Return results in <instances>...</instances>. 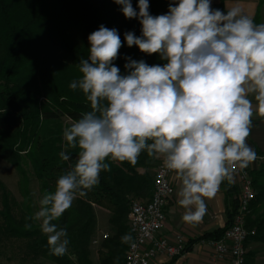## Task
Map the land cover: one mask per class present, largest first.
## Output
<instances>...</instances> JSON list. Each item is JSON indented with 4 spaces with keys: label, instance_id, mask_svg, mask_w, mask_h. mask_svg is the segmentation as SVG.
Instances as JSON below:
<instances>
[{
    "label": "clouds",
    "instance_id": "obj_1",
    "mask_svg": "<svg viewBox=\"0 0 264 264\" xmlns=\"http://www.w3.org/2000/svg\"><path fill=\"white\" fill-rule=\"evenodd\" d=\"M114 3L142 26L139 37L125 32L127 46L166 63L126 57L122 75L114 64L122 47L117 29L100 25L89 34L90 54L79 61L81 77L69 88L82 90L91 110L63 132L68 145L79 149L76 162L26 218L39 222L50 254L58 257L70 241L54 221L99 183L102 171L111 170L107 159L136 165L142 152L162 159L181 182L177 202L186 223L201 221L205 198L231 182L236 168L257 159L246 141L254 113L264 117V23H255L239 4L225 14L211 0H174L157 16L149 13V0H138L139 12L131 0ZM121 242L131 244V235Z\"/></svg>",
    "mask_w": 264,
    "mask_h": 264
},
{
    "label": "trees",
    "instance_id": "obj_2",
    "mask_svg": "<svg viewBox=\"0 0 264 264\" xmlns=\"http://www.w3.org/2000/svg\"><path fill=\"white\" fill-rule=\"evenodd\" d=\"M223 1L219 4L222 12ZM131 3L139 12L138 0ZM171 3L174 0H149V13L166 14ZM121 8L114 0H0V160L16 169L24 197L29 196L30 182L24 168L26 161L44 194L54 191L58 178L76 162L79 149L68 145L63 132L91 110L82 90L69 88L81 77L79 61L90 54L89 34L100 25L117 29L122 47L114 64L122 75L128 72L124 67L126 57L149 65L166 63L158 54L148 55L135 45L127 46L125 32L139 37L142 26L137 18H125ZM254 22L258 23V16ZM55 47L62 56L54 55ZM61 152L71 159L62 160ZM105 162L111 170L102 171L99 183L85 196H77L74 207L54 221L68 234L70 243L65 255L50 254L46 235L35 221L26 219L32 216L29 211L19 218L12 214L8 191L1 183L0 243L23 240L32 257L54 264H124L129 243H122L121 237L131 235L127 225L130 204L149 199L153 187L150 170L156 168L158 159L142 152L136 165L111 159ZM249 176L254 199L246 219L250 231L247 240L264 242V162ZM221 188L227 203L226 225L198 240L219 239L232 220L237 206L236 188L227 180ZM93 206L109 211L108 223L113 231L100 242L96 263L90 248L96 224ZM26 223L33 225L31 230L25 229ZM191 244L188 241L187 249ZM248 256L249 252L244 264H249Z\"/></svg>",
    "mask_w": 264,
    "mask_h": 264
},
{
    "label": "built area",
    "instance_id": "obj_3",
    "mask_svg": "<svg viewBox=\"0 0 264 264\" xmlns=\"http://www.w3.org/2000/svg\"><path fill=\"white\" fill-rule=\"evenodd\" d=\"M174 172L163 166L162 159L153 172V187L147 200H134L127 215L132 243L128 245L124 264H150L157 256L174 259L187 252L188 240L181 234L172 237L161 235L165 225V208L173 195L171 175ZM237 206L229 226L217 240H206L214 248L215 257L227 264H244L246 241L250 231L246 219L254 199L249 172L236 168L234 175ZM97 241H93L96 244Z\"/></svg>",
    "mask_w": 264,
    "mask_h": 264
},
{
    "label": "crops",
    "instance_id": "obj_4",
    "mask_svg": "<svg viewBox=\"0 0 264 264\" xmlns=\"http://www.w3.org/2000/svg\"><path fill=\"white\" fill-rule=\"evenodd\" d=\"M219 4L220 0H211L213 9H219ZM234 4H239L244 12L252 16L253 19L258 16V23H264V0H224L222 3L223 12L226 14L227 8ZM255 103L253 99V104L255 105ZM252 123V131L246 142L257 153V159L244 169L248 172L256 170L258 164L264 162V117L254 113ZM154 168L150 170L151 175H153ZM233 182L234 179L231 184L235 187ZM171 183L174 192L165 208V225L161 235L172 237L175 234H181L188 241H192V244L187 252L180 257L169 260L163 256H157L150 264H227V260H219L215 257L214 248L207 244L206 240H198L203 235L221 229L226 225L227 203L221 185L214 197L205 198L207 210L202 220L186 223L182 220L185 209L177 202L179 199L177 192L181 182L175 173L171 175ZM93 208L96 220L93 235L96 237L92 236L91 244H93V241H97L96 244L99 246L102 239L112 234L113 231L108 223L109 211L99 206H93ZM245 245L247 252H249V264H264V242L247 240Z\"/></svg>",
    "mask_w": 264,
    "mask_h": 264
},
{
    "label": "rangeland",
    "instance_id": "obj_5",
    "mask_svg": "<svg viewBox=\"0 0 264 264\" xmlns=\"http://www.w3.org/2000/svg\"><path fill=\"white\" fill-rule=\"evenodd\" d=\"M54 55L62 56L61 50L57 47L53 50ZM24 168L28 172L30 182L28 184L29 196L24 197L19 189V175L16 169L0 160V183L5 186L8 191L12 214L19 218L28 214V211L33 216L39 210V201L44 193L40 188V184L33 176L32 168L28 161L24 164ZM75 205V200L69 209ZM0 210H1V197H0ZM1 221V220H0ZM39 227V222H34ZM40 228V227H39ZM95 233V229H94ZM94 236V235H93ZM96 236H94L95 238ZM98 244H91V259L94 263L97 261ZM0 264H54L52 261L38 257L34 258L26 247V242L18 239L3 240L0 243Z\"/></svg>",
    "mask_w": 264,
    "mask_h": 264
}]
</instances>
